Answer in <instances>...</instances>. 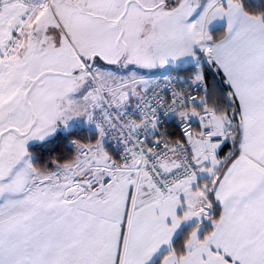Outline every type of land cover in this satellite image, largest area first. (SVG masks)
Listing matches in <instances>:
<instances>
[{
    "label": "snow or ice",
    "instance_id": "snow-or-ice-1",
    "mask_svg": "<svg viewBox=\"0 0 264 264\" xmlns=\"http://www.w3.org/2000/svg\"><path fill=\"white\" fill-rule=\"evenodd\" d=\"M0 264H264V0H0Z\"/></svg>",
    "mask_w": 264,
    "mask_h": 264
}]
</instances>
